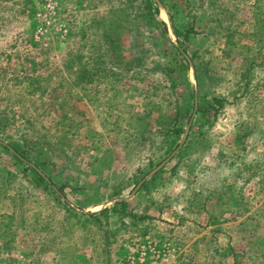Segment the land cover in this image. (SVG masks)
Instances as JSON below:
<instances>
[{"label":"rangeland","instance_id":"1","mask_svg":"<svg viewBox=\"0 0 264 264\" xmlns=\"http://www.w3.org/2000/svg\"><path fill=\"white\" fill-rule=\"evenodd\" d=\"M158 2L0 0V144L63 188L54 199L0 148V264H130L166 243L190 255L170 264H264V0ZM162 4L192 31L186 77ZM106 33L130 63L121 81L88 66ZM191 89L202 107L225 104L196 110L185 146L148 177L181 142Z\"/></svg>","mask_w":264,"mask_h":264},{"label":"trees","instance_id":"2","mask_svg":"<svg viewBox=\"0 0 264 264\" xmlns=\"http://www.w3.org/2000/svg\"><path fill=\"white\" fill-rule=\"evenodd\" d=\"M148 6L150 7V5L148 4ZM163 8L166 10V12L168 13V16H169V19L171 21V24H172V30H173V33L174 35L176 36L177 40L180 42V49L178 51H176V55L177 57H179L181 59V63L178 65V68L180 71H182V74L186 77L187 76V70H188V57L185 55V53H187V41L189 39V33H191L192 31L191 30H188V29H182V26L179 24V23H175V15L174 13H170L168 12L169 11V7H167V5H163ZM151 8V7H150ZM158 12V9L157 7H155L154 9L151 10V12L149 13L150 16H151V20L152 17H154ZM158 25V27L161 28V26H163V28L165 29V25H159L158 23H156ZM182 29V30H181ZM166 30V29H165ZM105 37V40H106V48L105 50L103 51H99L98 52V55L99 57H96L95 58V62H91V63H88V66L91 67V69L94 70V67H95V64H100L99 67H97V69L99 70H108L111 72L112 76L114 77V79H116L117 81H121L123 80V72L126 70V68H128V66L130 65V63H124V64H119L117 63L116 61L113 60V56H114V51L116 50V47L114 46V43L113 41L111 40V37L110 35H108L106 33V35L104 36ZM137 60V59H135ZM134 60V62H135ZM193 60V59H191ZM135 65H138L141 66L142 65V62L140 60V62H136ZM87 66V64H86ZM194 74H195V79H196V82H197V85H200V83L203 81H201L200 77H199V72H198V68L196 67V65H194ZM124 69V70H122ZM116 70V71H115ZM117 70H118V73H117ZM164 71L168 74V73H171V72H174L175 70L174 69H171L169 68L168 66H165L164 67ZM84 73H89V71H87L86 69L83 71ZM185 83H189V81L185 82ZM198 92H200L199 88H198ZM194 90L191 89L190 90V98H191V104H190V107L187 108L188 110V119L186 121V124L188 123L189 119H190V116H191V113L193 111V105H195V102H194ZM225 102L223 99L221 98H218V97H211L208 102H207V106L206 107H202L199 103L197 104V112L196 114L198 115H207L209 114V112H212L214 113V115L217 114V112H219V110L221 108H223ZM181 118V116H180ZM181 119L179 120V113L176 112V115H174V119L171 121V124H170V127L167 129V132H169V134H171V146H173V148L175 149L178 145V141L182 135V132L184 131V126L181 124ZM193 126L194 124L191 123L190 125V128H189V132H188V135L186 137V140L184 142V144L187 142V140H189V137L192 133V129H193ZM183 144L182 147H184L185 145ZM0 148L3 149L6 153H8L16 162V164H19L20 166H23V173H30L31 174V177H32V181L34 182V184L36 185V187H42L44 188L45 190H48L50 193L53 194L54 196V199L60 201V197H59V194H62V190L63 188H57V191H55L53 189V184L50 183L49 181V178H45L41 173H39L34 167L26 164L25 162H23V160L21 158H23V155H21L20 153H17V151H15L17 154H19L20 156H18L15 152H12L11 150H9L7 147L3 146L0 144ZM173 149V150H174ZM37 165V163H35ZM34 165V166H36ZM42 167L44 166V164H42ZM155 166H153L154 168ZM258 167H256L255 169H257ZM163 171V169H161L160 171L158 172H161ZM157 172V173H158ZM156 173V174H157ZM7 175L13 177L12 173L10 172H6ZM155 174V176H156ZM47 177V175H46ZM154 179V178H153ZM144 186V184L142 185V187ZM141 187V188H142ZM231 190V189H230ZM59 193V194H58ZM221 195V194H220ZM222 197H219V200H221ZM238 203L239 204H244L245 206H247V202L244 201L243 198H239L238 199ZM119 206V208H123L125 206V202H121V203H118L117 204ZM116 205V206H117ZM103 214H106V211H101L98 215H103ZM88 216L89 218H93L97 215L95 214H88L86 215ZM140 215H135L132 214L130 216V226L133 227L137 221H141L140 220ZM218 220L214 219L213 220V223H217ZM220 222V221H219ZM133 225V226H132ZM229 251V250H228ZM230 253H232V251L230 250L229 251ZM190 255H187L185 254L181 259L183 260V258L185 257H189ZM180 264H185L183 263V261H181ZM187 264V263H186ZM190 264V263H188Z\"/></svg>","mask_w":264,"mask_h":264},{"label":"built area","instance_id":"3","mask_svg":"<svg viewBox=\"0 0 264 264\" xmlns=\"http://www.w3.org/2000/svg\"><path fill=\"white\" fill-rule=\"evenodd\" d=\"M37 35L41 38L43 36V32L38 30ZM45 46H47V44H45ZM137 254V257L133 256L129 259L130 264H135V259L138 261H144L147 257H150L154 261V264L159 263V261L161 264H165L167 262L170 264L171 261L177 257L176 249L170 243L162 245L160 249L157 248V244L147 246L142 245L139 247Z\"/></svg>","mask_w":264,"mask_h":264},{"label":"water","instance_id":"4","mask_svg":"<svg viewBox=\"0 0 264 264\" xmlns=\"http://www.w3.org/2000/svg\"><path fill=\"white\" fill-rule=\"evenodd\" d=\"M156 2H157V4H158V6L160 7V4H159V2H158V0H155ZM195 105H194V113H193V115H192V117H191V119H190V122H189V125H188V127L186 128V130H185V132H184V135H183V137H182V139H181V142H180V144H179V146H178V148L170 155V157H168L163 163H161L156 169H154L150 174H149V176L148 177H151L152 175H154L157 171H159L163 166H164V164L166 163V162H168L174 155H175V153L181 148V146L183 145V143H184V141H185V139H186V137H187V135H188V132H189V127H190V125H191V122H192V120H193V117H194V115H195V111L197 110V100H196V98H195ZM146 179H144L143 181H141L138 185H137V187L135 188V190L132 192V195H134V193L136 192V190L141 186V184L145 181Z\"/></svg>","mask_w":264,"mask_h":264},{"label":"crops","instance_id":"5","mask_svg":"<svg viewBox=\"0 0 264 264\" xmlns=\"http://www.w3.org/2000/svg\"><path fill=\"white\" fill-rule=\"evenodd\" d=\"M185 254V251L184 250H176V256L179 258V257H183Z\"/></svg>","mask_w":264,"mask_h":264}]
</instances>
